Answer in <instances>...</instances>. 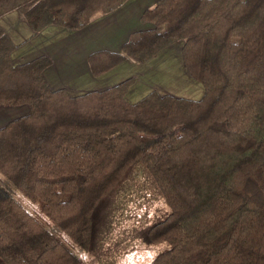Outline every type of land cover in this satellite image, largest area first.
Here are the masks:
<instances>
[{
    "label": "trees",
    "instance_id": "trees-1",
    "mask_svg": "<svg viewBox=\"0 0 264 264\" xmlns=\"http://www.w3.org/2000/svg\"><path fill=\"white\" fill-rule=\"evenodd\" d=\"M127 1L0 0V18L18 11L34 35L82 30ZM141 19L149 28L120 51L89 56L92 75L183 42L200 99L153 91L131 103L133 78L78 96L53 90L51 59L15 65L0 26V106L28 109L0 128V264H87L57 230L96 253L140 173L168 207L136 234L167 245L150 264H264V0H158Z\"/></svg>",
    "mask_w": 264,
    "mask_h": 264
},
{
    "label": "crops",
    "instance_id": "crops-1",
    "mask_svg": "<svg viewBox=\"0 0 264 264\" xmlns=\"http://www.w3.org/2000/svg\"><path fill=\"white\" fill-rule=\"evenodd\" d=\"M157 1L128 0L112 13L96 15L82 30L49 27L34 35L18 11L3 15L0 18V26L17 47L12 56L15 65L47 56L52 64L46 69L44 76L51 89H65L71 95L78 96L104 90L124 81L118 82L117 77L122 74L117 75L125 70L126 66L133 67L132 60L124 61L100 77H94L90 71L88 58L98 51L118 52L134 33L148 29L149 25L142 22V14ZM168 49L169 47L162 52ZM135 86L130 88L127 94V100L131 103L137 102L134 99L138 97V89H141ZM16 108L18 107L0 106V128L28 113L26 107Z\"/></svg>",
    "mask_w": 264,
    "mask_h": 264
},
{
    "label": "rangeland",
    "instance_id": "rangeland-1",
    "mask_svg": "<svg viewBox=\"0 0 264 264\" xmlns=\"http://www.w3.org/2000/svg\"><path fill=\"white\" fill-rule=\"evenodd\" d=\"M182 46L183 42H177L165 52L159 53L157 58L145 64L131 61L134 66H126V69L117 75L122 74L117 77L118 82H120L119 80L134 79L133 86L141 87V89H138V97L134 99L137 102L153 91L162 95L176 94V96H182L183 98L200 99L204 93L203 87L186 72L181 57ZM23 107L26 106L16 109H24ZM15 197L48 226L55 228L40 213L35 204L24 198L19 192H16ZM167 211L168 207L163 199L157 195L147 178L140 173L133 192L120 200L118 210L112 216L111 231L109 235L104 237L106 239L101 242L102 247H98L96 253L79 250L64 234L58 230L57 232L63 242L87 264H150L167 245H149L137 239L136 234L141 229L162 218ZM106 220L103 216L101 217L102 223Z\"/></svg>",
    "mask_w": 264,
    "mask_h": 264
}]
</instances>
